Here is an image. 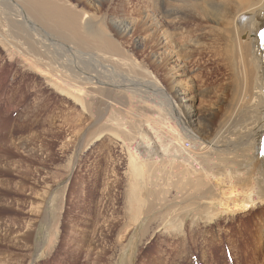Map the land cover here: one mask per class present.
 <instances>
[{
  "label": "rangeland",
  "instance_id": "1",
  "mask_svg": "<svg viewBox=\"0 0 264 264\" xmlns=\"http://www.w3.org/2000/svg\"><path fill=\"white\" fill-rule=\"evenodd\" d=\"M64 2L81 12L106 17L104 27L96 23L90 26L92 29L100 27L104 32L110 33V36L113 35L124 48L131 51L136 62L141 63L145 59L149 64L151 60H155L157 51L163 53L161 37L163 30L167 28L162 30L160 24L157 27L151 19H144L146 13L149 16L154 14L148 11L151 0H112V4L107 0H61L62 4ZM125 2L127 4H124ZM145 10L146 13H143ZM115 16L119 24L111 19ZM122 16L127 19H121ZM83 21L80 26L87 24ZM5 25L9 27V31L15 27L18 30L21 28L18 23H13L12 27L9 23ZM128 25L131 30L125 34L121 33V28ZM42 26L40 23L34 25L42 33H52L53 38L62 41H55L60 45L65 42L87 52L86 46H81L78 42L73 43L66 36L59 38L50 29ZM4 27V24L0 23L1 31ZM23 30H26L25 34L24 31L21 32L23 38H19L23 43H16L17 47L3 41L0 36V226L4 229L8 224L7 228L17 231L10 237L0 230V264H94L98 258L97 264H224L225 253L230 254L228 264H237L241 256L238 255V239L256 249L259 257L253 255V259L258 264H264V222L260 218L264 212L258 213L259 206H262L264 201L250 203L242 197L235 182L229 186H235L236 195L227 188L225 191L228 183L220 174L212 177L213 188L209 197L176 198L174 188L171 187L169 192L165 191V198L159 197L155 185L159 181L154 178H142L143 174L135 169L128 152L133 148L135 156L141 160L146 159V156H161L159 151L162 148H157L158 125L153 108L147 109L148 113L144 116L142 109L146 110L147 105L117 92L109 95L115 101L113 105L108 104V99L105 98L104 103L100 101L98 94L94 96L98 101L95 105H90V101H83L82 95L72 94V78L66 79L62 76L69 73L78 75V69L68 67L67 73L60 75L52 72L53 76L51 73H45L44 71H49L45 69V63L40 64L32 60L35 52H39L38 48H35L31 37H25L34 29L28 26L27 29L23 27ZM48 39L53 41L51 37ZM53 50L54 48L51 49ZM44 52H40L41 57H37L54 67L58 60L50 57L53 56L52 52L50 56ZM58 53L60 54V51ZM68 58L73 59L71 56ZM109 65L112 67L108 66L110 80L112 77L116 78V75L123 76L121 79H125V74L132 77L136 75L135 71L138 72V68L129 70L130 68H125L127 66H122V69L120 65L117 68L113 64ZM173 65L176 63H168L169 67ZM182 65L186 67V72L179 76L178 81L186 84L190 68L188 63ZM218 65L217 62L208 64L205 69L206 78L210 82L224 83L227 70L224 73L223 67L220 65V70L216 67ZM90 68L94 70V67ZM114 68L118 73L112 70ZM148 69L156 81L161 80L164 86L168 84L161 71L153 66ZM124 70L130 72L126 73ZM138 89L142 93L145 92L144 87ZM168 92L171 93V90ZM80 97L84 104L78 100ZM106 105L109 106L107 111L104 109ZM99 106L106 111L107 117L98 121L94 111L96 109L98 113ZM117 106L123 114H118L116 110L120 109ZM122 109H133L136 113L125 114ZM109 115L112 117L109 118ZM117 122L126 128L132 127V131L139 129L145 135L137 132L138 136L134 137L130 144L121 135L108 132L107 123ZM106 186H111L113 201L103 194ZM137 188L142 194L138 195L135 206L137 208L142 205L138 207L142 213L137 221H130L129 224V200L131 195L140 193ZM45 195L47 199L44 204L42 197ZM107 200L111 203V207H107L110 209L108 214L116 211L114 217L118 222L126 223V229L131 231L127 229V232H124L126 239H123L122 246H118L119 231L122 228H114L110 232L105 229L103 232L107 240L97 243L91 258L85 251L74 257V253L78 251L75 248L76 239L89 225L92 227L96 203L100 206L101 201H104L106 205ZM40 203L44 204V216L36 211ZM60 215L59 223L57 220ZM97 220L100 222L102 219ZM225 228L229 234L224 232ZM224 241L227 245H223ZM79 244L88 247L87 242L82 240ZM107 247L113 249L101 255L100 251ZM63 249H72L73 252L66 254Z\"/></svg>",
  "mask_w": 264,
  "mask_h": 264
},
{
  "label": "bare ground",
  "instance_id": "2",
  "mask_svg": "<svg viewBox=\"0 0 264 264\" xmlns=\"http://www.w3.org/2000/svg\"><path fill=\"white\" fill-rule=\"evenodd\" d=\"M107 1L112 4V0ZM149 6L151 7L147 10L154 14L149 16L146 13L147 10L142 11L146 13L144 19H151L157 27L160 24L162 30L164 27L167 28V30H163L161 37L163 53L157 51L155 60H151L149 64L145 59L141 63L136 62L131 51L124 48L121 42L112 37L113 35L110 36V33L109 35L100 27L92 29L90 26L92 23L104 27L106 17L81 12L69 7L65 2L62 4L61 0H0V23L5 26L2 31L0 30V36L3 41L16 46V43H23L19 39L26 31L23 30V27L27 29L28 26H31L34 29L33 32L24 36L31 37L35 48L37 47L39 50V52H35L34 58H32L33 54L31 55L32 60L45 63V69L49 70L44 71L47 74L54 72L61 75L67 73L68 67L77 68L78 75L69 73L62 76L66 79L72 78L71 80L74 81L73 84L71 83L74 87L72 94L82 95L83 101H90V105H95V102H98L94 98L96 94L100 96V101L102 100L103 103L105 98L108 99V104L113 105L115 101L109 95L117 92L121 95H128L131 100L136 99L139 103L147 105L146 110L142 109L144 116L148 113L147 109L153 108L152 110L156 112L155 122L158 125L156 141L159 146L157 148H162L159 151L161 156H155V158L146 156V159L141 160L135 156L133 148H130L128 152L135 169L143 174L142 178L147 180L154 178L155 181H159L155 184L159 197L164 196L165 198V191L169 192V187L174 188L176 198L209 197L213 188L212 177L215 174H220L223 176V180L228 183L224 188L225 191L227 188L234 193L235 186L229 185L235 182L242 197L250 203L257 200L264 201V0H151ZM123 18L124 16L121 17V19ZM111 19L119 24L116 16ZM83 20L87 24L80 26ZM5 23H9L11 27L13 23H18L21 28L18 30L15 27L9 31V27ZM38 23L42 24V27L50 29L59 38L66 36L73 43L78 42L81 46H86L87 52L74 45L65 44V42L60 45L55 41L61 40L53 38L52 33H42L39 31L40 29L34 27ZM144 23L146 22L144 21ZM168 29L170 30L168 31ZM130 30L129 25L125 26L121 28V33L125 34ZM50 37L55 42L52 41L54 44L49 41ZM168 46L170 50H168ZM52 47L55 53L51 51ZM88 50L93 52H88ZM24 51L26 52V50ZM44 51L48 53V56L52 52L53 56L50 57L58 60L54 67L40 58L39 53ZM68 56L73 59H69ZM26 57L28 58V56ZM68 62H71V65L68 66ZM169 62H175L176 65L169 67ZM214 62L219 64L216 66L218 69L221 70V66L223 67L224 73L227 70L224 83L210 82L206 78L205 69L208 64ZM186 63L190 70L187 74V83L184 84L179 82L178 78L186 72V67H182V64L185 66ZM109 64L115 65L116 68L120 65L122 69H124L122 66H127L125 68H130L129 70L138 68V72L135 71L136 75H132V77L125 74V79L120 78L123 76L116 75V78L112 77V83L108 77L111 66ZM149 66H153L163 73L164 80L168 83L166 86L161 80L156 81L153 73L148 69ZM90 67H94V70ZM116 68L112 70L118 73ZM57 69L58 71H56ZM138 87H144L145 92L137 90ZM169 90L171 93L168 92ZM78 100H81V97ZM83 101L81 100V103ZM122 102L124 101L122 100ZM100 106L96 107L98 113H96V109L94 111L98 121L107 117L106 111L109 110L107 105L104 108L106 111ZM126 109H122L125 114L136 113L133 109L132 111H129L131 110L129 108V110ZM116 111L118 114H123L120 112L121 109ZM111 117L109 115V118ZM118 119L120 120V118ZM147 122L149 121L147 120ZM107 124L108 132L112 131L121 135L130 144L134 137L138 136L137 132L145 135L141 130L132 131V127L126 128L120 122ZM139 162L142 164H138ZM177 162H182V164ZM137 189V192L140 193L131 195L129 200V211L127 210L129 224H131L130 221H137L142 213L139 212L141 208L138 209L142 205L137 208L135 206L138 195L142 194L141 190ZM103 194L112 200L111 186H106ZM46 199V195L42 197L44 204ZM106 202L105 205L104 201H101L102 205L100 206L96 203L92 227L89 225V228L82 230L83 232L76 239L77 246L75 248L78 251H75L74 257L80 256L81 251H85L91 258V253L98 246L97 243L100 240H107L103 232L105 229L109 232L114 228L124 229L119 231L120 238L117 242L118 246H122L123 239H126L124 232H127L129 228L126 229V223L117 221L113 215L116 211L112 210L113 213L108 214L110 209L107 207H111V203L109 200ZM43 203H40L36 210L41 215L44 214ZM261 212H264V204L259 206L258 213ZM260 218L264 222V215ZM97 219L102 220L98 222ZM60 220L61 215L57 221L60 223ZM7 225L4 226V229L0 226V230L10 236L16 229L7 228ZM239 230L242 231V229ZM224 232L229 234L227 228ZM220 239L219 242H221ZM80 240L87 242L88 247L80 245ZM224 240L227 241L226 238ZM226 241L223 245H227ZM237 241L239 242L238 255H241L237 264H250V261L251 264H258L253 259V255L259 257L258 251L250 248L244 241L239 239ZM256 247L258 248V246ZM107 248L100 251L101 255L113 249ZM72 249L63 250L66 254H70ZM228 255L230 254L225 253L224 255V264H228L230 260ZM96 262L94 264H97Z\"/></svg>",
  "mask_w": 264,
  "mask_h": 264
}]
</instances>
